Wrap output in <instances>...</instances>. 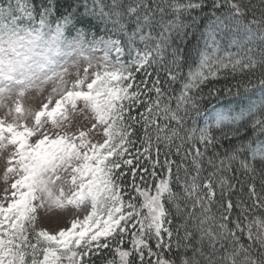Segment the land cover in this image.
Here are the masks:
<instances>
[{
	"label": "snow or ice",
	"instance_id": "6c2138e0",
	"mask_svg": "<svg viewBox=\"0 0 264 264\" xmlns=\"http://www.w3.org/2000/svg\"><path fill=\"white\" fill-rule=\"evenodd\" d=\"M65 2L61 11L58 0H0V151L4 182L11 181L0 199V264H95L113 244L115 256L104 264H177L164 254L173 247L185 253L179 264H264V216L243 223L264 209V194L253 181L252 207L243 198L234 202L235 177L223 174L245 152V173L254 174L257 164L264 172V47H251L255 39L264 44V0H212L208 25L196 37L198 45L204 41L199 65L189 70L175 108L165 85L180 78V44L195 36L199 18L192 13L204 0ZM225 6L222 18L217 10ZM166 10L173 19L165 23ZM249 12L245 24L240 18ZM224 31H234L238 51L222 57ZM229 68L261 70L257 85L244 87L247 110H202L203 89L217 95L213 81ZM49 84L46 102L25 106L28 92L42 95ZM245 117L257 138L226 150L217 165L215 149L239 138L234 126ZM205 158L214 169L206 175ZM244 187L240 181L241 197ZM234 207L241 215L230 219ZM125 236L131 248L119 246Z\"/></svg>",
	"mask_w": 264,
	"mask_h": 264
},
{
	"label": "trees",
	"instance_id": "16d2710c",
	"mask_svg": "<svg viewBox=\"0 0 264 264\" xmlns=\"http://www.w3.org/2000/svg\"><path fill=\"white\" fill-rule=\"evenodd\" d=\"M34 2H37V0H34ZM181 2H186V0H181ZM253 3L256 2V0H252ZM60 10L63 11L64 7H66L65 0H58ZM89 3L91 4V0H89ZM105 4H110L111 0H104ZM124 3L127 4L128 0H124ZM212 0H204L205 6L203 9L196 10L192 13V15L197 16L198 19V28L196 30L195 36H189L187 40L180 44V47L184 49V52L182 53L184 59L181 61V71H180V78L171 84L165 85L167 88V95L172 96V107L175 108V97L179 95L180 93V87L179 85H182L187 80V75L189 70L195 71L199 65V55H198V49L202 50L204 47V41L201 40L199 45L197 44V39L200 35V32L204 30V28L208 25V20L210 18V13L213 11L211 7ZM81 11L83 9L81 8ZM228 11L227 7H222L221 9L217 10V15L221 16L223 18L224 13ZM56 15H59V13H56ZM187 15V14H185ZM173 19V15L170 10H166V13L164 15V22L166 23L167 20ZM214 19V18H212ZM243 23L247 24L249 20L252 19L251 12L247 13L246 16L240 18ZM227 22V21H226ZM231 26L233 30L235 29V21H232ZM159 29L156 30L158 32ZM191 31V29L189 30ZM156 33H154L155 35ZM235 34L233 32L224 31L221 33L220 37L218 39L220 40V56H226L229 53L236 54L238 51V48L236 46L231 45V36ZM142 47V46H141ZM175 47V44L173 45ZM251 47L254 49H258L261 47H264V44H261L258 39H255L252 43ZM252 55L259 58V52L254 51ZM172 60L171 56V48L167 50L165 53V60L164 63L167 65ZM158 67V66H154ZM152 71V69H149ZM160 75L161 80L164 81L166 78V72L163 71V69H160ZM219 78L213 83L216 85L217 88L220 89V92L217 95L214 96H208L207 95V87L203 89L205 93L204 100L202 103V110L203 109H211L213 106L215 107H231L236 112H240L241 109L247 110L248 100L246 99L247 96L251 95L250 93L244 92V87H252L254 85H257L258 80L261 78V70L256 69L252 73H241L239 70H237L236 73H233L232 70L229 68L227 70H221L218 74ZM139 78V77H138ZM251 81V83H249ZM225 87L231 89L230 92L224 91ZM239 92V94H237ZM252 99L254 101H259V91L256 90L255 95L252 96ZM140 111H143V109H140ZM135 115V112L133 113ZM199 126H204V121L202 119L198 120ZM251 119L245 117V119L241 120L240 123L234 127L239 128V138L233 137L231 140L224 139L220 142V144L215 149L216 152L220 153V156L216 157V164H219V160L225 155V152L227 150L228 153L232 151V149L236 146H238L241 142L247 141L249 139H256L257 137L254 135L253 130L251 128ZM188 127H191V121H189ZM226 131L228 129H225ZM142 135V132L139 133ZM216 135H220L219 132L215 133ZM259 139H264V136H259ZM139 147V144L137 145ZM213 150H209L208 155H212ZM248 157V153H242L240 154L239 158L237 160H234L231 162V169L227 172L223 173L224 175L228 176L229 178L235 177V179H232V183L237 184V191L232 196L233 201L235 202L238 198H243L249 208L253 205V200L248 199V188L247 185L250 183H255L256 191L258 194H264V172L261 171L259 164L256 165V172L253 173H245V170L240 165V160L245 159ZM175 159V157H173ZM204 167L206 169L205 175L207 172H211L214 169L207 164V159L205 158ZM183 176V173H181ZM150 184H154L155 181L147 177ZM243 181L245 184L243 196L241 197V194L239 192V182ZM174 191H178L179 189L173 188ZM183 206V205H182ZM166 207L172 211V218H173V225L178 223V221L175 218V210L170 204H166ZM213 213H215L217 216L219 213L216 210V207L214 206L212 209ZM241 212L240 209H237L234 207L233 212L231 214L230 219H235L237 216H240ZM254 216H264V209L255 208L253 212L248 213V219L244 220V224L251 223V220L254 218ZM231 227V225H230ZM242 241L247 244V238L246 236L242 237ZM118 245L113 244L112 248L109 250H105L102 257H96L94 258L95 264H104L105 260H111L114 258L115 253L114 249ZM120 247L124 248H131V237L125 236L124 242L122 245H119ZM154 247V242H153ZM165 255L168 256L170 259L177 260V264H179L180 258L183 257L185 254L183 249L177 250L175 247H173L171 252H165ZM188 255H191V252H188ZM155 258H153L154 260Z\"/></svg>",
	"mask_w": 264,
	"mask_h": 264
},
{
	"label": "rangeland",
	"instance_id": "374dc122",
	"mask_svg": "<svg viewBox=\"0 0 264 264\" xmlns=\"http://www.w3.org/2000/svg\"><path fill=\"white\" fill-rule=\"evenodd\" d=\"M96 55L100 56L102 55V53H96ZM51 88H52L51 84L46 85L45 91L43 92L42 95L36 92L35 90L28 92L24 100L25 106L30 107L33 110H37L41 102L47 101V97L49 93L51 92ZM52 98L53 100H55V99H58L59 97L57 94H52ZM2 113H3V110H0V115H2ZM96 139L102 141L103 139L102 134L97 136ZM4 160H5V153L3 151H0V199H3L4 189L7 188L8 185L11 183V181H9L8 184H6L3 179V172L5 168ZM42 226L48 228V230L50 231H54L58 228V226L53 223H45ZM30 239L34 242V237H32L31 235H30Z\"/></svg>",
	"mask_w": 264,
	"mask_h": 264
},
{
	"label": "bare ground",
	"instance_id": "6f19581e",
	"mask_svg": "<svg viewBox=\"0 0 264 264\" xmlns=\"http://www.w3.org/2000/svg\"><path fill=\"white\" fill-rule=\"evenodd\" d=\"M98 34H101V33H98ZM127 59V58H126ZM182 85H179V87L181 88Z\"/></svg>",
	"mask_w": 264,
	"mask_h": 264
}]
</instances>
